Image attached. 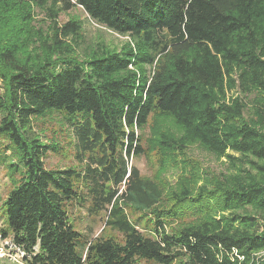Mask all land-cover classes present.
<instances>
[{
  "label": "trees",
  "instance_id": "1",
  "mask_svg": "<svg viewBox=\"0 0 264 264\" xmlns=\"http://www.w3.org/2000/svg\"><path fill=\"white\" fill-rule=\"evenodd\" d=\"M77 6L127 39L85 44L80 17L60 21ZM52 111L73 115L83 169L45 165L58 145L34 119ZM151 119L145 148L139 131ZM2 135L24 172L0 236L25 264H264V0H0ZM193 143L245 165L243 174L197 190L198 174L182 178L164 206L162 184L130 161L147 149L177 158ZM73 201L106 211L123 240L82 239ZM132 206L152 211L151 234ZM193 209V221L165 230Z\"/></svg>",
  "mask_w": 264,
  "mask_h": 264
},
{
  "label": "rangeland",
  "instance_id": "2",
  "mask_svg": "<svg viewBox=\"0 0 264 264\" xmlns=\"http://www.w3.org/2000/svg\"><path fill=\"white\" fill-rule=\"evenodd\" d=\"M70 16H78L83 20L86 40L85 44H92L98 40H103L112 46H120L127 37L122 36L106 27L98 24L91 19L89 15L79 6L74 9L61 14L60 21L65 22ZM66 116V117H65ZM65 117V118H64ZM72 118L71 114H62L52 111L44 116L36 117L34 119V128L45 143H56L58 145L56 150H51L46 155L44 161L48 168H68L75 167L83 169L84 163H81L76 158V137L74 127L70 126L67 119ZM152 123L145 126L140 133L141 143L146 148L149 147L152 138ZM165 127H170L176 133L179 131L170 122L165 123ZM0 138V228L7 226V215L5 200L10 190L20 180L24 168L19 163V159L9 150L10 146L7 135H2ZM147 154H143L131 159L130 163L138 167L141 176L144 178L157 180L163 186L164 200L163 205L167 206L168 195L171 189L177 190L179 182L182 178H191L193 174H198L197 183L191 185L194 190L202 183L211 182L216 178L223 179L236 174H243L242 170L245 165L240 167H233L231 162L226 157H219L206 150L198 143L191 144L184 155L179 157H166L161 160L158 150H146ZM17 163L19 170L15 171L16 167H11L10 164ZM193 181V180H192ZM192 183V182H191ZM190 183V184H191ZM211 187V183L208 184ZM89 203L80 204L73 201L68 205V210L72 222L77 229L82 232V239L91 241L98 237L112 236L122 241L123 235L117 230L112 229L106 225L107 213L102 211L98 215H91L89 213ZM213 207L209 201V206L203 207L206 211L208 207ZM132 220L138 221V227L144 230L147 234H151L153 229L154 217L152 211L147 212L148 216L143 217L144 212L141 209H136L134 206L126 208ZM196 209L186 210V212L179 218H175L165 222V230L172 232L178 226L193 221L197 214ZM214 210V209H213ZM212 210V211H213ZM211 211V212H212ZM151 220V221H150ZM24 252L18 249L10 238L4 239L0 236V264H25L23 262ZM136 264H154L146 260H138Z\"/></svg>",
  "mask_w": 264,
  "mask_h": 264
}]
</instances>
